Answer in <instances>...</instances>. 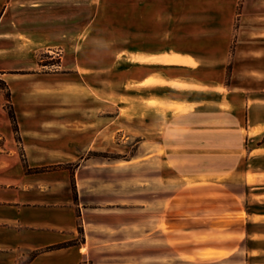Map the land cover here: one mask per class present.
<instances>
[{
	"label": "crops",
	"instance_id": "0c3cea01",
	"mask_svg": "<svg viewBox=\"0 0 264 264\" xmlns=\"http://www.w3.org/2000/svg\"><path fill=\"white\" fill-rule=\"evenodd\" d=\"M136 3L134 32L116 46L112 39L105 41L103 48L109 56L97 64L84 62L74 45L82 32L89 37L92 26L60 22L24 28L43 34L41 50L64 51L66 72L36 73L22 79L3 74L8 76L4 79L12 92L24 157L0 91V264H89L96 208L85 201L94 191L87 169L91 159L84 153L93 145L94 133L112 124L108 109L112 94L119 99L120 122L159 127L163 112L149 102L164 100L174 107L166 114L170 126L186 132L185 141L193 132L204 138L203 132L210 131L215 133L211 135L215 144L210 146L218 148L223 146L220 133L240 134L244 145L239 147L249 161L242 172L246 190L202 191V196L211 198L198 203L190 199L185 211L201 230L215 233V239L200 248L201 253L209 249L206 258L239 252L249 264H264V142L247 143L264 137V11L261 21L260 13L245 7L239 13V0ZM78 16L61 13L56 19ZM34 80L41 88L56 90L54 101L42 103L63 102L67 98L62 89L73 85L77 86L73 93L100 96L104 107L89 106L87 113H81L74 104L37 108L29 102L22 106V101L32 99ZM122 98L128 105L125 114L132 120L124 117ZM222 160H216V176L226 171ZM251 160L262 164L252 165ZM250 173L255 181H248ZM175 202V198L170 200L168 206Z\"/></svg>",
	"mask_w": 264,
	"mask_h": 264
},
{
	"label": "rangeland",
	"instance_id": "374dc122",
	"mask_svg": "<svg viewBox=\"0 0 264 264\" xmlns=\"http://www.w3.org/2000/svg\"><path fill=\"white\" fill-rule=\"evenodd\" d=\"M41 4L40 0H0V79L4 82L0 91L13 124L19 153L23 157L12 92L4 79L8 76L3 74L22 79L35 77L36 73L66 72L62 68L64 51L41 50L43 34L26 32L24 28L33 26L38 29L42 24L57 26L60 22L92 26L93 32L89 37L82 32L74 45L81 50L84 62L97 64L109 56L103 48L105 41L112 39V46H116L120 39H127L134 32L139 9L136 0H48L47 4L44 0ZM244 7L260 13L258 18L262 21L264 0H239L237 11L243 12ZM41 12L44 18L40 17ZM72 12L79 16L67 21L56 19L61 13L68 15ZM237 26L238 17L235 28ZM86 80L95 82L94 79ZM76 87L68 85L62 89L61 93L67 98L63 102L42 103L47 99L54 101L56 90L41 88L34 80L32 99L26 100V103L22 101V106L29 102L37 108L74 104L81 113H87L89 106L95 109L104 107L100 96L89 95L85 91L73 93L77 92ZM99 101H102L101 104ZM120 102H123L121 109L124 117L132 120L125 114L128 109L125 99ZM149 103L159 106L163 112L159 127L120 122L117 116L119 99L112 94L111 105H108L112 111V124L104 131L95 132L93 145L85 150L84 155L91 159L87 169L91 191H94L85 196V201L96 208V228L91 234L93 254L88 263L249 264L239 252L219 259L206 258L204 255L209 249L201 253L200 248L209 239H215V233L201 230L198 221L189 220L190 212L185 211V207H190V199L198 203L211 198L202 196L205 193L202 191L246 190L242 172L249 161L244 148L239 147L244 145V140L240 134L227 131L220 133L219 140H222L223 146L211 147L210 144H215L211 141L215 133L209 131L203 132L204 138H200V132H193L192 138L185 141L183 135L186 132L171 127L170 117L166 115L174 107L164 100ZM259 139L247 143L262 144L264 137ZM2 144L0 139V146ZM221 159L226 171L216 176V160ZM250 162L252 165L262 164L258 160ZM205 179L222 183L211 184ZM255 179V175H248L249 182ZM189 191L195 195L191 196ZM174 198L175 204L168 206Z\"/></svg>",
	"mask_w": 264,
	"mask_h": 264
},
{
	"label": "trees",
	"instance_id": "16d2710c",
	"mask_svg": "<svg viewBox=\"0 0 264 264\" xmlns=\"http://www.w3.org/2000/svg\"><path fill=\"white\" fill-rule=\"evenodd\" d=\"M4 83L2 79H0V87L2 86L1 84ZM14 118V117H13ZM15 121V119H14ZM18 130L17 126H16V131Z\"/></svg>",
	"mask_w": 264,
	"mask_h": 264
}]
</instances>
